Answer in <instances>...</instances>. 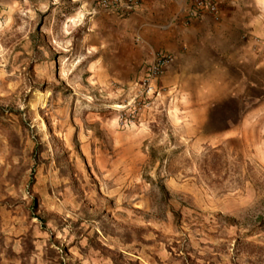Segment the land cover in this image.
I'll list each match as a JSON object with an SVG mask.
<instances>
[{"label": "rangeland", "instance_id": "obj_1", "mask_svg": "<svg viewBox=\"0 0 264 264\" xmlns=\"http://www.w3.org/2000/svg\"><path fill=\"white\" fill-rule=\"evenodd\" d=\"M76 9L0 10V264H264V42L207 106L102 79Z\"/></svg>", "mask_w": 264, "mask_h": 264}, {"label": "crops", "instance_id": "obj_2", "mask_svg": "<svg viewBox=\"0 0 264 264\" xmlns=\"http://www.w3.org/2000/svg\"><path fill=\"white\" fill-rule=\"evenodd\" d=\"M71 1L77 3L75 19L87 25L86 55L105 81H140L158 51L174 58L158 87L201 98L207 106L237 95L254 79V50L264 42V0H217L218 16L203 12L196 18L189 17L194 0H140L128 14L104 10L95 0ZM27 4L0 0V10L15 12Z\"/></svg>", "mask_w": 264, "mask_h": 264}, {"label": "built area", "instance_id": "obj_3", "mask_svg": "<svg viewBox=\"0 0 264 264\" xmlns=\"http://www.w3.org/2000/svg\"><path fill=\"white\" fill-rule=\"evenodd\" d=\"M104 10L116 14H128L136 11L140 0H95ZM203 12H209L218 16L219 7L217 0H194V6L190 12V18L199 17ZM174 60L173 55L166 51H158L154 54L145 76L135 84L140 87L142 94L156 92L158 82L164 74L166 66Z\"/></svg>", "mask_w": 264, "mask_h": 264}]
</instances>
